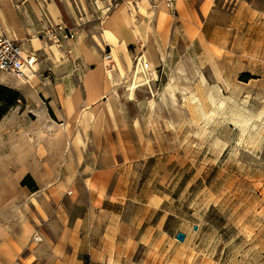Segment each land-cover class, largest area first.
<instances>
[{
	"label": "rangeland",
	"instance_id": "374dc122",
	"mask_svg": "<svg viewBox=\"0 0 264 264\" xmlns=\"http://www.w3.org/2000/svg\"><path fill=\"white\" fill-rule=\"evenodd\" d=\"M88 1L80 0L90 23H104ZM193 7L190 36L181 37L178 21L171 35L185 51L190 45V56L176 53L165 72L145 60L153 74L145 78L136 57L115 80L114 56L105 60L112 51L103 52L108 88L130 121L143 124L119 134L120 165L62 161L63 144L71 155L73 142L86 149L96 134L63 131L53 113L39 115L47 102L32 80L0 73V87L19 94H0L11 102L0 101V225L34 223L51 233L48 220L66 226L62 208L72 212L70 230L85 220L74 256L71 246L54 261L35 233L30 260L13 264H34L33 255L35 264H264V0ZM135 84H144L136 95L128 90ZM129 98L140 99L131 110ZM108 106L96 107L105 124Z\"/></svg>",
	"mask_w": 264,
	"mask_h": 264
},
{
	"label": "crops",
	"instance_id": "0c3cea01",
	"mask_svg": "<svg viewBox=\"0 0 264 264\" xmlns=\"http://www.w3.org/2000/svg\"><path fill=\"white\" fill-rule=\"evenodd\" d=\"M174 2L178 13L176 17L172 16L165 0H104L102 8L114 5L104 23L100 24L90 23L80 0H0V30L21 45L25 54H32L36 58L35 71L30 75L29 82L32 80L35 87L40 89V100L47 102L44 107L38 108L39 115L50 117L53 113L60 122L58 126L67 133L96 134L88 141L86 149L83 144L73 142L71 155L65 154L63 144L60 153L62 161L67 155L68 164L79 166L122 163L119 134L132 133L135 125L137 132L143 131V124L139 120L130 121L126 107L118 103L116 94H112L114 90L108 88L103 78V52L105 49L112 51L115 80L122 79V70L128 73L136 57L142 56L153 67H163L165 72L171 67L176 53L183 52L182 60L190 56V45L185 51L183 47L187 44L178 46L172 42L171 35L178 21L183 29L179 32L181 37L186 39L190 36L188 30L192 29L195 21L193 6L196 0ZM86 8L95 13L96 20L101 18L93 0L88 1ZM81 19L86 24H80ZM58 25L63 26L65 31L60 32V44L56 45L45 38L44 30ZM72 33L74 37L71 39L69 34ZM150 75L153 77L152 73ZM142 85L135 84V87ZM137 88L131 85L128 90L134 93ZM136 100L138 102L140 99ZM31 101H34V97ZM132 101L130 98L127 100V109L131 110L130 106L137 103ZM152 101L148 100L149 105ZM101 102L111 108L107 113V124L99 115L101 111L96 110V107L101 108ZM140 149L143 157L144 144L140 145ZM84 169L87 172L92 170L89 167ZM62 209V224L66 226L57 229L56 226L60 224L48 220V224L54 226L51 233L34 223L0 225V264L29 261L32 256L30 240L35 233L43 237L41 246L49 250L54 261L64 260L71 246L72 256L78 253L74 242L75 239L80 240V229L85 220L76 218L77 223L70 230L67 226L73 218L72 212ZM33 259L35 264L36 256L33 255Z\"/></svg>",
	"mask_w": 264,
	"mask_h": 264
},
{
	"label": "built area",
	"instance_id": "2783aa9c",
	"mask_svg": "<svg viewBox=\"0 0 264 264\" xmlns=\"http://www.w3.org/2000/svg\"><path fill=\"white\" fill-rule=\"evenodd\" d=\"M104 0H93V4L97 12L101 13V18L104 19L108 12L111 11L113 5L107 8H102L101 4ZM166 6L171 12H175L176 6L174 0H165ZM64 32L63 26L58 25L56 27L49 26L44 30L45 38L50 39L54 44H60V32ZM72 38L73 34H69ZM68 36V35H67ZM112 59V54H108L105 60ZM36 58L32 54H25L21 45L12 40L5 32L0 30V73L9 74L18 80H23L26 83L29 82L30 75L34 73V65ZM137 68L141 69V73L147 78L150 75L151 67L150 64L143 60L142 56L137 58ZM38 240L37 238H35Z\"/></svg>",
	"mask_w": 264,
	"mask_h": 264
},
{
	"label": "trees",
	"instance_id": "16d2710c",
	"mask_svg": "<svg viewBox=\"0 0 264 264\" xmlns=\"http://www.w3.org/2000/svg\"><path fill=\"white\" fill-rule=\"evenodd\" d=\"M0 94H2V95H6V96H18L19 94H18V92H15V91H13V90H9L8 88H5V87H0ZM6 99H8V98H6ZM0 101H2V102H4V104H6L7 102H10V100H5V99H2V100H0ZM11 103V102H10ZM9 103V104H10ZM11 105V107H13V106H15V104H10ZM28 179L30 180V178L29 177H27L26 179H25V181L23 182V184L25 185V183L28 181ZM32 188L34 189V191H37V187H36V185L35 184H33V186H32Z\"/></svg>",
	"mask_w": 264,
	"mask_h": 264
},
{
	"label": "water",
	"instance_id": "95a60500",
	"mask_svg": "<svg viewBox=\"0 0 264 264\" xmlns=\"http://www.w3.org/2000/svg\"><path fill=\"white\" fill-rule=\"evenodd\" d=\"M176 238H177V240L183 242L186 239V235L185 234H182V233H179V234H177V237Z\"/></svg>",
	"mask_w": 264,
	"mask_h": 264
},
{
	"label": "bare ground",
	"instance_id": "6f19581e",
	"mask_svg": "<svg viewBox=\"0 0 264 264\" xmlns=\"http://www.w3.org/2000/svg\"><path fill=\"white\" fill-rule=\"evenodd\" d=\"M147 82H149V81L146 80V83H147ZM144 84H145V83H144ZM134 88H137V87L134 86Z\"/></svg>",
	"mask_w": 264,
	"mask_h": 264
}]
</instances>
